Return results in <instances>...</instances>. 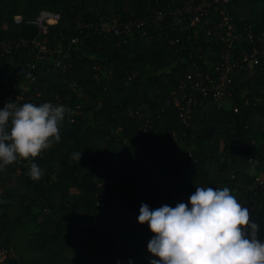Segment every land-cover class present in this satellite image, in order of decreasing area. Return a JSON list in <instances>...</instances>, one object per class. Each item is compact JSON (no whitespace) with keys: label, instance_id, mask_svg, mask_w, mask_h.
<instances>
[{"label":"trees","instance_id":"trees-1","mask_svg":"<svg viewBox=\"0 0 264 264\" xmlns=\"http://www.w3.org/2000/svg\"><path fill=\"white\" fill-rule=\"evenodd\" d=\"M183 2L0 0V42L42 35L53 52L0 53V108L13 101L71 109L58 141L0 171V245L13 252L0 264H150L147 244L155 234L137 220L141 204L175 207L196 186L228 187L264 240L263 71L236 70L230 104L204 100L187 121L171 103L182 84L190 86V73L199 65L211 72L208 65L227 48L216 26L221 10L261 33L264 0L218 4L193 27L172 29L170 12ZM41 9L61 15L42 33L35 23ZM159 10L166 14L161 27L151 23L126 41L100 26L103 18L127 21ZM206 27H215L208 41ZM76 36L80 42L68 50ZM27 62L34 63L29 70ZM32 161L39 179L29 175ZM88 219L94 224L80 225ZM36 220L41 228L30 232Z\"/></svg>","mask_w":264,"mask_h":264},{"label":"clouds","instance_id":"clouds-1","mask_svg":"<svg viewBox=\"0 0 264 264\" xmlns=\"http://www.w3.org/2000/svg\"><path fill=\"white\" fill-rule=\"evenodd\" d=\"M66 111L71 109L51 102H6L0 108V171L18 157L38 156L52 139L58 141ZM81 155L72 154L77 160ZM29 175L34 180L42 175L34 161ZM137 220L155 234L147 244L150 264H264L261 226L228 187L196 186L188 202L175 207L153 209L142 203Z\"/></svg>","mask_w":264,"mask_h":264},{"label":"built area","instance_id":"built-area-1","mask_svg":"<svg viewBox=\"0 0 264 264\" xmlns=\"http://www.w3.org/2000/svg\"><path fill=\"white\" fill-rule=\"evenodd\" d=\"M232 1L234 0H184L182 6L171 10L170 27L172 29L180 25H185V28L193 27L201 17L210 15L214 6L228 4ZM165 16L162 10L143 18L127 21H121L119 17L113 16L103 18L100 26L103 31L111 30L126 41L135 30L151 23H154L156 27H161ZM60 17L59 12L48 9L39 10L35 15V23L39 32L46 30L48 21H58ZM216 26L219 28L218 37L227 44V48L220 52L218 61L208 65L212 69L211 72H207L204 66L199 65L200 69L196 74L190 73L188 75L190 86L182 84L181 94L174 95L171 102L179 109L185 121L191 116L193 107L204 100L210 99L219 104L223 102L230 104L228 99L230 100L233 96L232 85L236 70L255 65L264 73V31L256 33L251 27H241L233 20L230 12L224 9L221 10L220 23ZM214 28H205L204 34L207 41L213 35ZM176 39L179 40V38ZM80 40L79 36L71 38L68 42V50ZM16 47H23L28 51L35 50L39 58L53 53L48 47L47 37L42 35L32 39L19 38L14 43L0 42V53L1 55L12 53ZM59 52L61 53L62 50ZM55 61L59 65L58 60ZM32 66H34L33 62H27L23 69L29 70ZM234 110L238 111V106H235ZM10 254H13L12 249L0 245V262Z\"/></svg>","mask_w":264,"mask_h":264},{"label":"rangeland","instance_id":"rangeland-1","mask_svg":"<svg viewBox=\"0 0 264 264\" xmlns=\"http://www.w3.org/2000/svg\"><path fill=\"white\" fill-rule=\"evenodd\" d=\"M257 9H260V5L258 6V8ZM260 142H262V141H264L263 140V138L262 137H260V140H259ZM256 177H257V179H263V177H260V170L259 169H256V170H254L253 172H252ZM92 225V224H94V220L93 219H88V220H86V221H84L83 223H81L80 225ZM40 225H39V223H38V220H36V221H33V222H30L29 224H28V229H29V231L30 232H38L39 230H40Z\"/></svg>","mask_w":264,"mask_h":264}]
</instances>
